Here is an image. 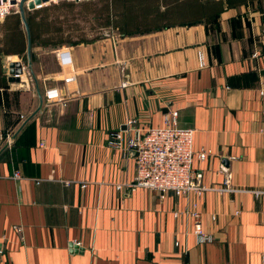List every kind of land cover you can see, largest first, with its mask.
I'll return each instance as SVG.
<instances>
[{
	"label": "crops",
	"instance_id": "0c3cea01",
	"mask_svg": "<svg viewBox=\"0 0 264 264\" xmlns=\"http://www.w3.org/2000/svg\"><path fill=\"white\" fill-rule=\"evenodd\" d=\"M103 27L113 33L32 44L43 102L31 117L38 98L25 67L0 85L1 262L264 264V0L224 2L208 23L133 34ZM60 49L71 64L59 63ZM10 60L25 65L2 54L7 76ZM50 86L65 104L46 102ZM171 109L193 129L192 165L204 184L219 186L228 170L236 188L261 191L207 190L198 202L208 242L196 241L191 218L173 216L184 196L115 187L133 180L135 163L109 132L132 117L135 126L161 125Z\"/></svg>",
	"mask_w": 264,
	"mask_h": 264
},
{
	"label": "built area",
	"instance_id": "2783aa9c",
	"mask_svg": "<svg viewBox=\"0 0 264 264\" xmlns=\"http://www.w3.org/2000/svg\"><path fill=\"white\" fill-rule=\"evenodd\" d=\"M12 0H0V18L11 12L12 7H17V2ZM28 0H26L27 3ZM59 0H40L34 3L33 9H39ZM80 2L84 0H71ZM32 10V9H31ZM58 61L62 65L72 63V57L68 49L57 51ZM200 64H203V54L199 52ZM29 87V82L27 83ZM261 93L262 90H259ZM47 103L65 104L66 97L60 94L57 87L50 86L44 90ZM177 110L171 109L163 113L161 125L140 127L135 126V118H128L124 127L111 130L108 134V143L120 148L125 154L132 153L135 163V175L131 181L117 182V189L134 190L144 187L159 192L161 197L172 191L176 195L186 198L184 207L174 210L173 216L184 215L192 219L191 233L199 243L211 241L212 237L203 226L202 212L199 209L198 199L207 190L252 192L254 195L260 190L241 187L236 188L231 183V174L223 170L222 183L219 186L204 184L202 171L193 167V129L179 126L176 122ZM209 150L201 149L198 152L200 158H204ZM16 177L19 172L14 173ZM67 183L68 181L65 180ZM85 185V183H83ZM238 213V210H235ZM214 219L215 214L210 215ZM19 231V228H17ZM0 264H3L0 260Z\"/></svg>",
	"mask_w": 264,
	"mask_h": 264
},
{
	"label": "trees",
	"instance_id": "16d2710c",
	"mask_svg": "<svg viewBox=\"0 0 264 264\" xmlns=\"http://www.w3.org/2000/svg\"><path fill=\"white\" fill-rule=\"evenodd\" d=\"M85 1V0H84ZM102 6L97 9L95 18L99 26H112L120 34H133L150 31L174 24H193L214 21L219 12L226 6L231 7L247 0H98ZM94 2V1H93ZM87 3L92 4V1ZM72 5L73 2H68ZM86 4V3H85ZM45 11L47 8H43ZM47 13L28 10V21L31 43L56 45L60 34L54 37L49 34L50 23ZM0 85L8 84V76L3 71L2 54L17 53L26 59V33L21 26L17 11H11L0 20ZM87 40L84 36L71 38L63 36V42L76 43Z\"/></svg>",
	"mask_w": 264,
	"mask_h": 264
},
{
	"label": "rangeland",
	"instance_id": "374dc122",
	"mask_svg": "<svg viewBox=\"0 0 264 264\" xmlns=\"http://www.w3.org/2000/svg\"><path fill=\"white\" fill-rule=\"evenodd\" d=\"M88 1H92V4L87 3ZM68 2H73V4L70 5ZM101 6L102 2L98 0H85L80 2L59 0L39 9L32 10H37L43 14H45V12L47 13V21L50 23L49 25L51 29L49 34H52L54 37L59 36V34H63V36L75 39L81 36H90L93 34L113 33L109 28L99 26V22L96 20L97 18H95L94 14H96V12L94 11L99 9ZM43 8H47L46 11ZM13 10L16 11L17 7H12L11 11ZM27 11L28 10L26 9V12ZM0 20H2V18H0ZM21 26L24 30L22 22ZM44 61L46 63L47 60ZM48 66L50 67L52 64L49 63Z\"/></svg>",
	"mask_w": 264,
	"mask_h": 264
},
{
	"label": "water",
	"instance_id": "95a60500",
	"mask_svg": "<svg viewBox=\"0 0 264 264\" xmlns=\"http://www.w3.org/2000/svg\"><path fill=\"white\" fill-rule=\"evenodd\" d=\"M40 0H28L26 3V0H19L17 2V12L19 13L20 16V20L23 24L25 33H26V59H25V65L22 64L21 60H10L8 62V80L11 82L14 81H19L20 80V75L23 73L24 71V67L26 69V71L29 73L31 79L33 80V84H34V89L38 98V104L36 106V108L31 112V114H29L28 118L31 117L35 112H37L42 105L43 102V97H42V93L39 87V83L37 80V77L35 75L33 66H32V58H31V47H32V43H31V34H30V29H29V25H28V21L26 18V9L27 10H31L34 7V3H38ZM12 3H15V0L11 1ZM24 66V67H23ZM26 118L21 125H23L25 123V121L28 119ZM20 125V127H21ZM16 133V132H15Z\"/></svg>",
	"mask_w": 264,
	"mask_h": 264
}]
</instances>
